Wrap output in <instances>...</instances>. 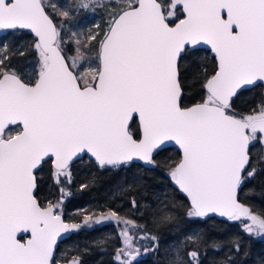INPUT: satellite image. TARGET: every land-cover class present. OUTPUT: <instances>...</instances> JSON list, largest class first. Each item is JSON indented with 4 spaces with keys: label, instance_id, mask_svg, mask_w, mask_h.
<instances>
[{
    "label": "snow or ice",
    "instance_id": "6c2138e0",
    "mask_svg": "<svg viewBox=\"0 0 264 264\" xmlns=\"http://www.w3.org/2000/svg\"><path fill=\"white\" fill-rule=\"evenodd\" d=\"M88 8L106 10L107 26H97L83 40L75 34L69 60L62 29L42 0H0V29L31 30L40 57L34 82L0 58V264H61L55 255L58 238L82 227L66 223L59 204L43 203L36 195L34 171L48 160L57 178L70 175L81 154H90L102 168L135 160L151 165L166 141L182 151L170 176L190 200V218L218 214L264 238V210L254 212L239 198L256 173L250 146L264 142V103L248 115L236 114L232 105L242 89L264 85V0H168L167 9L159 0L72 5ZM200 44L210 46L216 67L205 76L206 100L185 107L179 61L188 46ZM10 126L20 131L6 135ZM131 205L138 210L136 201ZM102 219L122 220L113 211L96 220L85 216L83 223ZM173 219L171 210L154 216L156 223ZM122 238L117 259L134 264L140 249L127 228ZM188 239L203 243L200 237ZM188 255L195 260L198 253ZM220 264L235 262L226 258Z\"/></svg>",
    "mask_w": 264,
    "mask_h": 264
},
{
    "label": "trees",
    "instance_id": "16d2710c",
    "mask_svg": "<svg viewBox=\"0 0 264 264\" xmlns=\"http://www.w3.org/2000/svg\"><path fill=\"white\" fill-rule=\"evenodd\" d=\"M159 1L167 9L168 0ZM42 2L54 23L62 29V49L68 59L75 47L70 31L92 22H96V30L97 26H107L109 17L102 8L73 10L75 0ZM105 2L113 7L120 4V0ZM63 11H69L68 18L61 15ZM35 41L34 36L24 30H0V58L19 69L28 82L35 80L39 68L40 57L34 47ZM92 56H95L94 51ZM95 64L93 59L91 66ZM214 69V60L207 51L188 50V54L180 59L183 106L205 100V76L212 74ZM261 104L260 85L241 90L232 100L233 111L239 115L252 114L254 110H259ZM136 128L135 122L132 131L135 132ZM250 153L256 173L242 187L239 198L259 213L264 210L262 143L252 144ZM178 156L176 149L165 148L153 154L154 163L151 165L132 162L131 166L118 168H102L84 157L71 165L70 175L59 178L49 160L43 164L36 173V195L43 203L51 201L59 204L65 219L82 225L60 241L58 256L75 258L82 264H120L117 252L124 247L122 233L127 228L134 247L140 249L134 264H173L176 259L184 264L189 261L191 264H220L226 258L235 264H261L264 260V238L245 233L240 222L215 217L194 219L187 215L189 204L170 176ZM133 200L137 202L138 210L131 205ZM168 210H171L174 219L156 223L154 216L157 212L163 215ZM113 211L122 218L120 222L102 219L101 223L92 226L83 223L87 215L94 218L102 214L105 217ZM148 237H156V240ZM188 237H200L203 243H194ZM236 243L240 246L239 251L235 250ZM214 244L219 247H213ZM145 248L148 250L145 251ZM192 251L198 253L195 260L188 255Z\"/></svg>",
    "mask_w": 264,
    "mask_h": 264
},
{
    "label": "water",
    "instance_id": "95a60500",
    "mask_svg": "<svg viewBox=\"0 0 264 264\" xmlns=\"http://www.w3.org/2000/svg\"><path fill=\"white\" fill-rule=\"evenodd\" d=\"M159 2H160V1H159ZM0 30H4V31H6V30H9V29H0ZM20 30H24V31L29 32L31 35L34 36V38H35V40H36L35 34L32 33L31 30H29V29H20ZM188 49H205V50H208V51L210 52V54L214 57V54L212 53L211 48H210V46H208V45L200 44V45H195V46H188ZM214 60H215V57H214ZM215 65H216V61H215ZM33 82H34V81H33ZM257 85H260V86H261V89H262V90H261L262 101H263V103H264V85L260 84L259 82L257 83ZM252 87H254V86H249V87H246L245 89H249V88H252ZM242 90H244V89H242ZM205 91H206V89H205ZM182 93H183V92H182ZM206 93H207V92H206ZM198 103H203V102H195V103L189 104V105H187V106H185V107H192V106H194V105H196V104H198ZM136 123H137V125H138V119H137ZM12 127H18V131H20V127H19V126H10L9 129L12 128ZM18 131H17V132H18ZM15 133H16V132H15ZM15 133H13V134H15ZM165 148H174V149H176V150L178 151V153H179V159L181 158V156H182V151L179 149V146H178L174 141H166L165 144H164L160 149H158V150H156V151H159V150H162V149H165ZM156 151H155V152H156ZM155 152H154V153H155ZM84 156L90 158L91 160L94 161V163H95L96 165H98V163L95 161V159H94L93 157H91L90 154H81L79 157L74 158V161H76V160H78V159H81V158L84 157ZM179 159H178V160H179ZM49 161L51 162L52 167L55 168L54 163H53L51 160H49ZM74 161H73V162H74ZM73 162H72V163H73ZM133 162H136V163H139V164L146 165L145 162L140 161V160H135V161H133ZM98 166H99V165H98ZM109 167H110V166H109ZM39 169H40V168H38L37 170L34 171L35 181H36V173H37V171H38ZM36 185H37V183H36ZM176 186H177V185H176ZM177 189H178V191L180 192V194L184 196V198L186 199V201H187L188 204L190 205V200L187 198V195H186L185 193H183L181 190H179L178 186H177ZM36 190H37V188H36ZM211 217H215L216 219H219V220H227L226 217H220L218 214H213ZM62 218H63V217H62ZM65 222L68 223L67 221H65ZM63 234H64V233H62L61 236L58 238L57 246H58V243L61 241ZM24 238L27 239L28 236L25 235ZM56 249H57V248H56ZM61 264H70V262H62Z\"/></svg>",
    "mask_w": 264,
    "mask_h": 264
},
{
    "label": "flooded vegetation",
    "instance_id": "af4514ba",
    "mask_svg": "<svg viewBox=\"0 0 264 264\" xmlns=\"http://www.w3.org/2000/svg\"><path fill=\"white\" fill-rule=\"evenodd\" d=\"M188 50H203V51H207L208 53H209V55H210V57H212L213 58V60H214V57L210 54V52L208 51V50H205V49H188ZM214 63H215V60H214ZM215 67H216V65H215ZM205 82V81H204ZM205 89V88H204ZM262 90V89H261ZM206 92V91H205ZM206 95H207V93H206ZM205 100H206V96H205ZM204 100V101H205ZM204 101H201V102H204ZM262 103H263V101H262ZM15 127H12V128H10V129H8L7 131H6V135L7 134H13V133H15V132H17L18 131V129L17 130H13ZM10 130V132H8ZM261 143H264V142H261ZM255 144V143H254ZM178 155H179V153H178ZM85 157V156H84ZM84 157H82V158H84ZM86 158H88V157H86ZM90 159V158H89ZM178 159H179V156H178ZM78 160H80V159H78ZM77 161V160H76ZM93 161V160H92ZM178 161V160H177ZM75 162V161H74ZM73 162V163H74ZM94 162V161H93ZM51 163V162H50ZM72 163V164H73ZM71 164V165H72ZM98 166V165H97ZM54 170H56L55 168H53ZM62 214V213H61ZM62 217H63V219L65 220V221H67L68 223H70L67 219H65V217L63 216V214H62ZM71 224V223H70ZM70 232H68V233H64L63 234V236H62V239L64 238V236H67V234H69ZM61 239V240H62ZM60 243V242H59ZM59 243H58V245H59ZM59 250H58V246H57V249H56V252H55V255H56V258L58 259V260H60L61 261V263L62 262H70V264H72V262H73V260L75 259V258H66V257H62V258H60L59 256H58V254H59V252H58Z\"/></svg>",
    "mask_w": 264,
    "mask_h": 264
},
{
    "label": "rangeland",
    "instance_id": "374dc122",
    "mask_svg": "<svg viewBox=\"0 0 264 264\" xmlns=\"http://www.w3.org/2000/svg\"><path fill=\"white\" fill-rule=\"evenodd\" d=\"M61 16V15H60ZM61 18H63V17H61ZM96 22H92L91 24H85L84 26H83V28H81V29H77V28H75V29H73L72 30V32L70 31V34H72V36L74 37L75 36V34H77V33H79V34H81V36H80V38L83 40V39H85L86 38V34L88 33V32H90V31H96V29H95V27H96ZM73 40H74V38H73ZM74 44H75V42H74ZM71 58H72V56L69 58L70 60H71ZM81 71H86V67L85 68H82V70ZM206 98H207V95H206ZM170 172H171V170H170ZM87 216H89V215H87ZM92 217V216H91ZM103 216H102V214H100V215H97V216H95L94 218H93V220H96L97 218H102ZM125 222V221H124ZM131 236V235H130Z\"/></svg>",
    "mask_w": 264,
    "mask_h": 264
}]
</instances>
